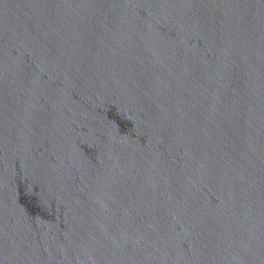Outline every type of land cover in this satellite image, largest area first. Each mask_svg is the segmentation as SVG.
Instances as JSON below:
<instances>
[{"label": "water", "instance_id": "95a60500", "mask_svg": "<svg viewBox=\"0 0 264 264\" xmlns=\"http://www.w3.org/2000/svg\"><path fill=\"white\" fill-rule=\"evenodd\" d=\"M0 264H264V0H0Z\"/></svg>", "mask_w": 264, "mask_h": 264}]
</instances>
